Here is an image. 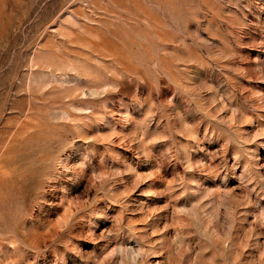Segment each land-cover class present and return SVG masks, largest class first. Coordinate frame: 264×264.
Segmentation results:
<instances>
[{"label": "rangeland", "instance_id": "rangeland-1", "mask_svg": "<svg viewBox=\"0 0 264 264\" xmlns=\"http://www.w3.org/2000/svg\"><path fill=\"white\" fill-rule=\"evenodd\" d=\"M0 264H264V0H0Z\"/></svg>", "mask_w": 264, "mask_h": 264}]
</instances>
